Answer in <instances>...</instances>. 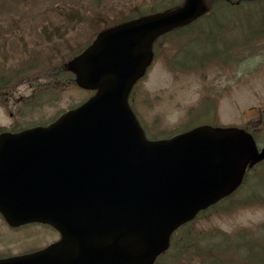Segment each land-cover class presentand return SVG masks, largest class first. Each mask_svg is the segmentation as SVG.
I'll list each match as a JSON object with an SVG mask.
<instances>
[{"label":"water","instance_id":"water-1","mask_svg":"<svg viewBox=\"0 0 264 264\" xmlns=\"http://www.w3.org/2000/svg\"><path fill=\"white\" fill-rule=\"evenodd\" d=\"M205 11L202 0H184L102 31L67 65L94 96L47 128L0 136V157L10 161L0 162V211L17 223L7 208L14 205L18 222H47L62 236L0 264H152L172 231L232 193L247 165L264 159V148L258 153L235 128L200 126L147 142L127 105L154 40Z\"/></svg>","mask_w":264,"mask_h":264},{"label":"rangeland","instance_id":"rangeland-1","mask_svg":"<svg viewBox=\"0 0 264 264\" xmlns=\"http://www.w3.org/2000/svg\"><path fill=\"white\" fill-rule=\"evenodd\" d=\"M181 1L9 0L7 5H0V44L4 46L0 47V66L8 65L2 67L6 72L22 74L9 89L0 94V127L14 126L15 129H20L45 123L61 111L76 107L89 97L88 92L71 86L69 82L62 83L60 80L58 83H50L44 74L58 72L51 68L43 71V55L37 58L39 67L31 69L33 66L30 65L36 58H31L33 47H27L25 42L32 46H37L42 41L48 42L43 31L37 32L42 25L46 26L45 29L50 34L53 32L60 38L68 37L67 45L62 48L53 47V50L45 53L50 57L48 62L52 59L51 66L57 69L68 60L72 52L91 39L92 31L96 28L89 29L85 36L76 34L80 31L78 28L84 24L93 21L104 23L117 18L120 20L130 14L160 10ZM206 1L208 4L211 2ZM235 17V13L231 15L224 12L217 21L224 24V21ZM249 20L251 23L248 24L247 18L242 19L243 31L237 29L235 32L226 31L222 34L221 40L227 50L233 47L234 39H240V34H245L249 26L256 28L264 23L261 17L254 19L249 16ZM48 25L51 27L48 28ZM206 25L212 30L216 27L212 22ZM197 27L199 24L180 35H169L156 45L151 67L130 97V104L141 126L147 135L157 138L205 123L244 127L252 131L257 144L263 146L264 31H259L255 37L249 39L246 48L243 47L244 42L235 44V49L243 51L237 53L232 61H209L195 71H187V65L183 63L184 41L186 34L198 29ZM262 27L264 29V25ZM8 30L9 34L4 33ZM205 36L210 38L212 34L207 33ZM200 37L197 33L189 35L187 40L190 53L196 54L199 51ZM222 42L217 40L216 46H221ZM25 47L30 52L27 57L21 51ZM211 56L210 52L209 57ZM217 59L219 58H214V61ZM29 69L34 73L28 75ZM23 77L28 78L24 81ZM47 84L52 87L53 92L38 98L40 95L36 96L34 88H42L41 85ZM263 201L264 164L255 167L248 174L243 188L234 197L201 215L190 226L191 231L202 232L204 235H216L215 232H220L232 239L246 238L253 234L263 235ZM54 237L51 232L25 230L18 234L0 227V241L8 242L10 246L13 244L14 249L24 245L44 244ZM244 251L242 249L240 252ZM254 256L260 262L264 253L257 251Z\"/></svg>","mask_w":264,"mask_h":264},{"label":"trees","instance_id":"trees-1","mask_svg":"<svg viewBox=\"0 0 264 264\" xmlns=\"http://www.w3.org/2000/svg\"><path fill=\"white\" fill-rule=\"evenodd\" d=\"M223 3V0H211L208 16L212 23H216L213 16L225 6ZM245 4L251 6V8H249L246 13L239 11L241 14L245 13L244 16L242 15L240 18V21L244 17L250 15H261V18L264 19V0H247ZM168 7H171V5ZM235 23L236 22L227 23L223 26H219L222 30L213 31L209 28L206 32L201 31L202 37H206L205 35L207 33L212 34V37H207L203 41L204 45H211V48L207 50L208 56H204L202 59H197L196 62L188 64L186 70L195 71V69L203 67L204 63L210 58L211 60L219 58L215 61L227 62L229 58L233 59L237 53L243 51H239V49L236 50L235 47L227 50L225 44L221 40L222 34L226 32L225 29L232 26L236 27ZM248 30H250V28H248ZM251 34L252 33H249V35ZM217 40H219V43L222 42L219 48L216 46ZM239 40H242L241 36L240 39H235V44L237 41L239 43ZM248 41L247 39L244 41V48L248 47ZM213 44L214 47H212ZM210 52L212 54L211 57H209ZM40 55L41 53L39 56ZM51 62L52 60H50L48 64L51 65ZM52 68L54 69V67ZM54 70L61 73L58 75H63V77L67 78V74L63 71L61 66ZM20 75V73L15 74L13 72H6L0 67V94L5 90L4 86L12 84L16 77ZM263 164L264 163L261 165ZM262 205L264 206V201ZM190 226L191 225H187L183 227L173 236L170 249L161 256L155 264H264V257L259 262L254 256L257 251L264 253V236L253 234L246 238L236 237L232 239L222 235L220 232H215L217 233L216 235L220 236H216L215 234L204 235L202 232H192V227ZM242 249L245 251L241 253L240 251H242Z\"/></svg>","mask_w":264,"mask_h":264},{"label":"flooded vegetation","instance_id":"flooded-vegetation-1","mask_svg":"<svg viewBox=\"0 0 264 264\" xmlns=\"http://www.w3.org/2000/svg\"><path fill=\"white\" fill-rule=\"evenodd\" d=\"M0 225L7 227L5 225V223L2 221H0ZM7 229L9 232L19 233L24 229V227H20V228H9V227H7ZM13 246H14L13 244L10 246L8 242L0 241V259L13 256L12 254L22 255V254H26V253L34 251L31 249L32 245H24L22 248H19V249H14ZM5 249L7 251L6 253H5Z\"/></svg>","mask_w":264,"mask_h":264}]
</instances>
